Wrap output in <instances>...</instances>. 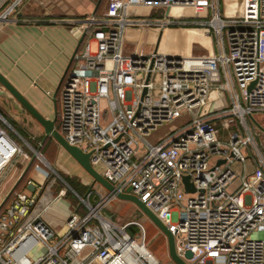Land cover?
I'll return each instance as SVG.
<instances>
[{
    "label": "built area",
    "instance_id": "1",
    "mask_svg": "<svg viewBox=\"0 0 264 264\" xmlns=\"http://www.w3.org/2000/svg\"><path fill=\"white\" fill-rule=\"evenodd\" d=\"M21 1L0 14V26ZM64 22L85 35L58 97L65 140L144 202L173 234L177 254H193L189 264H264V154L248 123L264 114V0H106L102 14ZM169 33L179 35L175 50L163 48ZM234 119L240 130L228 132ZM18 158L30 155L0 123V201ZM252 158L259 166L233 189L234 165ZM29 183L32 193L16 189L0 211V264H149L145 240L129 231L143 226L106 212L116 195L92 188L80 196L66 184L85 211L72 209L61 235L50 217L58 202L71 204L66 189L54 196L53 183ZM40 244L45 253L31 257Z\"/></svg>",
    "mask_w": 264,
    "mask_h": 264
},
{
    "label": "crops",
    "instance_id": "2",
    "mask_svg": "<svg viewBox=\"0 0 264 264\" xmlns=\"http://www.w3.org/2000/svg\"><path fill=\"white\" fill-rule=\"evenodd\" d=\"M14 1L0 0V14ZM49 1L50 5L44 7L42 0H22L10 16V20L0 26V72L46 118L53 119L56 107L59 108L58 97L65 81L63 77L71 66L76 51H79L83 44L82 42L79 46L81 39L79 33L64 20L100 15L104 11L106 2L105 0ZM188 46L189 44H187V49ZM4 91L5 89L0 84V110L6 115L10 108L13 110L14 114L10 113L7 117L15 123V131L19 132L25 143L31 146L26 140L31 139L26 133V127H20L18 123L23 122V126L29 123L41 125L17 101L12 100L9 93H1ZM30 149L32 151V146ZM258 166L255 158L250 159L246 165L241 164V171L238 172V179L233 189L239 187L242 178L252 173ZM32 177L31 166L24 179V188L21 189L20 185L21 190L32 193L28 189V185H32L29 183L32 182ZM95 188L96 185L93 189ZM45 202L46 199H43L40 206H43ZM72 209L78 212L85 211L78 205L73 207L72 202L68 204L60 201L56 205L54 215L50 217L61 235L65 233L64 217L69 215ZM139 212L149 220L140 210ZM107 213L116 221L115 214Z\"/></svg>",
    "mask_w": 264,
    "mask_h": 264
},
{
    "label": "rangeland",
    "instance_id": "3",
    "mask_svg": "<svg viewBox=\"0 0 264 264\" xmlns=\"http://www.w3.org/2000/svg\"><path fill=\"white\" fill-rule=\"evenodd\" d=\"M106 2V0H105ZM106 4V3H105ZM163 13L160 12V15ZM168 39H164L163 48L169 49V46L172 47V44H174V39L179 37L178 34L169 33ZM198 37H200L198 35ZM187 44H190V41H192L194 38L187 35ZM189 40V42H188ZM200 40V39H199ZM202 41V40H200ZM135 45L130 44L129 50L133 49ZM173 48V47H172ZM148 50H154L155 46L148 47ZM174 49V48H173ZM175 50V49H174ZM197 53H205V49L202 47H197L196 49ZM221 96L226 99V106H232L231 98L228 93H221ZM212 97H216V93H212ZM225 103V102H224ZM242 103L245 104V101L242 100ZM223 105V104H222ZM218 108V104L215 103L213 105V109ZM8 111V110H7ZM7 113V112H6ZM14 114L13 110L10 108L8 114ZM191 119L190 116L184 117L182 119L176 120L172 123H169L165 126L159 127L153 133L147 137V141L150 143H154L160 136L170 131L174 126H180L187 121ZM254 120H256L262 127H264V114H256L253 117ZM229 121V118H226L223 121V124H226ZM0 123L4 125L8 131L12 139L19 145L23 146V148L29 153V155L32 152L33 156V150L40 148V153L43 155L42 151L45 147V143H43V137L44 132L43 128L39 126L38 124H27L26 126H23V122H19L18 124L20 127H26V133L31 138L26 139L29 144L25 143V140L20 137L19 132L15 131V128L12 126L5 124L4 121L0 120ZM248 123L252 125V129L254 130V134L256 136V139L258 141V145L260 147V150L264 154V132L261 131L256 124L252 121V118L248 119ZM240 130L238 128V121L237 119H234V121L230 125V129L228 132L231 131H238ZM221 136V135H220ZM49 138L47 142H50ZM53 140V139H52ZM46 142V143H47ZM47 152L49 153L48 157L49 159L44 156V158L51 164L52 168L48 167L43 161L36 159L34 163L32 164V176L38 177L39 179L43 180L45 185H47L49 182L53 183L52 187L50 186L51 192L55 195H57L61 190L64 188L66 189V196L70 202L73 203V205H77L79 203V200L74 195L73 191L70 188H67L65 181L61 176L64 177H71L73 179H76L80 182H82L85 185H91L93 179L63 150L59 147V145L53 140L51 141V146L47 147ZM26 163V160L23 158H18L17 162L13 164V167L11 170L6 174V177L4 179V190L3 193L6 192L7 189L12 185L14 182V178L22 171L24 168V165ZM38 166V167H37ZM234 169L237 172L241 171V164L236 163L234 165ZM49 175V178H47L46 174ZM24 181L21 184V189L24 188L25 185ZM104 190V188L100 187L99 185H96V188ZM20 189V186H19ZM47 193H45L46 195ZM51 195V194H50ZM107 212L111 214H115V219L120 225H125L127 223L131 222H137L140 223L144 231L141 229L136 228L135 236H140L142 239L145 240L146 248L148 251L161 263V264H174V262L171 260L169 256L168 251V242L166 237L159 231V229L150 221L147 220L143 215L139 212L138 208L129 202H124L121 200H116L115 202H112L108 208L106 209ZM131 232V231H130ZM134 234V233H133ZM45 248L42 244L36 246L33 251L31 252L30 256L33 258H36L37 256L45 253Z\"/></svg>",
    "mask_w": 264,
    "mask_h": 264
},
{
    "label": "water",
    "instance_id": "4",
    "mask_svg": "<svg viewBox=\"0 0 264 264\" xmlns=\"http://www.w3.org/2000/svg\"><path fill=\"white\" fill-rule=\"evenodd\" d=\"M42 2H43L44 7H48L50 5L49 0H42ZM84 37L85 35L81 37L79 41V46L82 44ZM69 68L66 71L63 79H65L69 71ZM0 84L5 89V91L1 93L2 94L9 93L12 97V100L17 101L18 104H20L43 127L44 132H45L43 143H45L49 138H52L59 145V147L63 149L93 179L92 185L90 186V190L95 185H99L100 187L104 188L106 191L116 195V197L119 200L133 203L166 237L167 242H168L169 256L171 260L174 262V264H189L187 260L192 259L193 254L190 251H188L185 254V259H183L177 254L176 247H175V239H174L173 234L162 223V221L155 215V213H153L146 206V204L142 202L138 197L130 193L120 192L110 181H108L103 175H101L91 164V153L84 152L81 148L77 146H72L65 140V138L63 137V135L60 133V131L57 128L58 115H59L58 106L56 107L54 118L48 119L33 104H31L27 98L23 96L18 91V89H16V87H14V85L1 72H0ZM0 115L4 123L12 127V125L8 122V120L1 113ZM252 121L256 124V126L261 131H264V128L256 120L252 118ZM33 151H34L33 156H31L30 159L27 161L26 165L20 172L17 179L12 183V185L9 187L7 192L4 194L2 200L0 201V211L4 208V206L6 205V203L8 202V200L10 199L14 191L18 189L19 186L22 184V182L24 181L34 161L36 159H39L37 155L39 154L41 157L44 158V156L40 153V148L34 149ZM221 162H224V160H221L220 163ZM47 163H48V167L53 169L51 164L48 161ZM183 181L185 183L186 190L188 192H193L194 187L190 183L189 177L185 176ZM28 189L33 192L35 190V186L28 185Z\"/></svg>",
    "mask_w": 264,
    "mask_h": 264
},
{
    "label": "trees",
    "instance_id": "5",
    "mask_svg": "<svg viewBox=\"0 0 264 264\" xmlns=\"http://www.w3.org/2000/svg\"><path fill=\"white\" fill-rule=\"evenodd\" d=\"M0 113L8 120V122L14 128H16L15 123L11 119H9L7 117V115L2 110H0ZM57 128H59V122H57ZM22 135H24V134H22ZM24 137H25V135H24ZM51 141H53L52 138L50 139V142H47V141H46L47 143L45 142V147H44V149L42 151L43 155L46 156L48 159H49V157H48L49 153L47 152L48 151L47 147L51 146ZM61 177L70 186V188L73 189V191L76 192L80 196H85L87 191L89 190V187H90L89 185H85L82 182H80V181H78L76 179H73L71 177H67V176L66 177L61 176ZM129 231H131L132 233L135 234L136 233V228L134 226H131V227H129Z\"/></svg>",
    "mask_w": 264,
    "mask_h": 264
},
{
    "label": "bare ground",
    "instance_id": "6",
    "mask_svg": "<svg viewBox=\"0 0 264 264\" xmlns=\"http://www.w3.org/2000/svg\"><path fill=\"white\" fill-rule=\"evenodd\" d=\"M264 128V127H263ZM264 132V131H263ZM37 157L43 161L46 165H48L47 161L41 157L39 154ZM142 254H144L146 260L149 262V264H161L149 251L147 248L142 249Z\"/></svg>",
    "mask_w": 264,
    "mask_h": 264
}]
</instances>
